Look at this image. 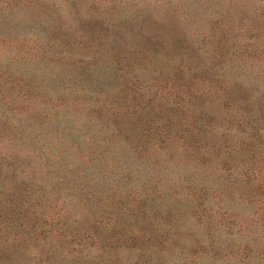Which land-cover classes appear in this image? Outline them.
Here are the masks:
<instances>
[{
  "label": "trees",
  "instance_id": "16d2710c",
  "mask_svg": "<svg viewBox=\"0 0 264 264\" xmlns=\"http://www.w3.org/2000/svg\"><path fill=\"white\" fill-rule=\"evenodd\" d=\"M6 1L0 3V226L6 223L0 228V264L37 263L43 252L48 264H264V0L99 5L110 23L98 20L87 36L109 25L115 30L132 24V32L137 25L152 28L165 55L151 52L142 72L168 60L170 69L178 63L201 68L211 83L201 91L202 101L195 94L183 106L205 138L192 145L180 142L181 136H164L148 148L140 143V125L162 112L150 103L163 96L145 100L144 114L137 105L128 109L125 119H116L122 114L118 106L113 119L112 112L80 106L110 104L130 79L121 64L110 63L125 49L118 35L102 36L107 53L98 46L81 53L104 59L106 67L94 60L61 70L54 64L57 40L46 39L40 54L8 46L1 23L8 24L14 6ZM91 1L99 3H69ZM178 6L189 13L182 16L186 35L180 47L161 36V28L176 22L170 13ZM33 16L26 15L31 26L37 24ZM25 32L10 35L24 42L35 35L19 38ZM39 159L49 166L42 183L26 179ZM56 178L69 185V191H58L66 198H53L58 185L49 182Z\"/></svg>",
  "mask_w": 264,
  "mask_h": 264
},
{
  "label": "rangeland",
  "instance_id": "374dc122",
  "mask_svg": "<svg viewBox=\"0 0 264 264\" xmlns=\"http://www.w3.org/2000/svg\"><path fill=\"white\" fill-rule=\"evenodd\" d=\"M76 1L79 2V0ZM3 2L8 1L0 0L1 4ZM12 2L11 6H14V11L6 17L8 24L2 25L1 23L3 34H6L9 38L8 46L13 47L18 44V48L21 46L20 50L22 52L23 50H28L32 54H40V51L38 52L37 50L48 45L43 44L46 39L57 40L60 53L57 55V57H59V60H57L58 62H54V64L61 70H66L69 68V64L73 62L78 63L79 61L87 62L88 65H91L94 60H97V66L99 68L106 67L107 63H105L104 59L98 60L92 53H87L85 57L81 58V53L84 54L85 52H89L95 49L96 46L100 47L99 49L102 50L103 53H107L110 48L105 45V37L102 36H105L107 32L109 36L114 34L118 35L122 43V47L120 48L125 49L120 50L117 48L120 50L119 52L121 55H112L110 57V63L112 62L114 65L121 64L118 69L125 72L130 79L126 80V83L121 86L122 93L119 92L118 96L111 99L110 104L96 102L93 104L88 103L90 106H85L84 104L80 105L86 109V112L95 114L100 113L101 110H103V112H112L113 119L117 117L115 106H118V108L122 110V114H119V118L116 119H125L132 113L128 111V109L137 105L138 112L144 114L146 111H143L142 107L144 106L145 100H153L155 96H158V98L163 96L161 101H153L150 103L151 105L157 106V109L162 112L152 114L151 116L155 117L153 121L152 119L150 121L145 120V123L140 125L143 129V136L140 143L148 148V146L154 145L153 143L155 141L164 136L165 139L172 136H175L176 139H180L181 136L180 142H183V140H191L193 142L192 145H196L199 140L205 138L206 134L203 132L204 128L200 130L198 127L200 125L192 119L189 120L191 112H187L188 107H183L185 103H188V97L190 98V96H194L195 94H197V98H195L196 101H202L201 91L211 88V83L203 80L201 76L204 71L201 68H198V70H188L184 64L179 65L177 61L178 64L174 66L173 69H170L167 64L168 60L163 62L165 65L155 62L152 66H145L142 68L146 71H141V67L149 63L151 52L160 50V55H165V49L162 46L164 42L160 40V37H155L157 31H153L152 28L149 29V27L148 29L146 27L142 29V27L137 25L132 32L130 31L132 24L129 27H125L124 25L118 26L115 28V31L114 27L109 25L107 30L101 29L100 27L96 28L99 35L87 36L86 33H89L88 30H90V27H93V24H96L98 20H106V25L110 23L109 14L103 11L99 6L103 3L106 9L110 8V0H99L98 4H94L95 1H91L83 6H75L73 2L69 3V0H12ZM2 14L4 13L0 12V17H2ZM26 15H34L33 17L36 18L35 22L37 24L31 26ZM174 15L176 22L174 24L167 22V27L161 28V36L166 38L167 42L171 45L176 44L180 47L182 44L180 41H182L186 35V29H184L185 26H183L182 23V16H188L189 13L186 14L185 9L182 8V6H178L171 10L170 16L173 19ZM141 18H145V16ZM11 23H14V25L10 26ZM84 28H86L87 31H84ZM12 30L26 31L23 35H19L21 39L26 38L29 31L33 32L35 35H32V38L25 42L19 41L16 40L15 35H10ZM175 33H177V35ZM124 35H126V37H124ZM26 43H29V46H24ZM151 46H155V48H151ZM141 49L146 51H142ZM136 64H140V67L138 66L136 68ZM106 72L110 73L109 70H106ZM140 73H144L145 76H136ZM134 76L135 78L133 79L132 77ZM210 81L215 83L213 79H210ZM196 101L192 102L195 103ZM190 105L192 108L195 106L190 103L187 106ZM201 117L206 118L204 115H201ZM202 122L207 123L206 121ZM159 123L161 129H157ZM191 133L195 134V137L189 136ZM156 145H161L160 141L157 142ZM141 150L145 151V149ZM37 152L41 154L40 150ZM69 154L80 155V152L78 150H69ZM43 158L46 159L45 155ZM49 164H51V161H49ZM58 164H60L59 161ZM73 166L74 169L77 170V165L74 164ZM83 169L82 167L78 170L85 173ZM48 171L49 166H46L42 160L39 159V161L35 162L33 165L30 171L31 175H27L26 179H32L42 183L48 176ZM59 172L61 173L62 169ZM51 174L54 176L53 173ZM89 174H91L90 170H88V175ZM94 175L96 176V173ZM2 177H4V175ZM51 183L58 185L56 189L57 194L53 198L58 199L60 197H67V193L59 194L58 191H69V185L60 184L57 178L50 180L49 185ZM0 228H6V223H2ZM42 255L43 258L42 256H38L39 260L37 263L32 261L31 264H48L46 261L48 260L49 254L43 252Z\"/></svg>",
  "mask_w": 264,
  "mask_h": 264
}]
</instances>
